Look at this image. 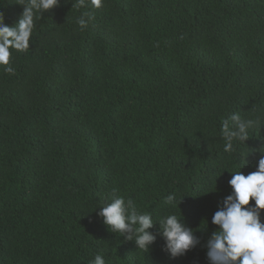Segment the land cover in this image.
I'll list each match as a JSON object with an SVG mask.
<instances>
[{
  "label": "trees",
  "instance_id": "obj_1",
  "mask_svg": "<svg viewBox=\"0 0 264 264\" xmlns=\"http://www.w3.org/2000/svg\"><path fill=\"white\" fill-rule=\"evenodd\" d=\"M24 3L0 0L7 26ZM29 43L0 65V264H208L231 172L264 151V0H60ZM234 113L259 124L229 153ZM113 191L200 245L172 260L158 222L148 251L110 232Z\"/></svg>",
  "mask_w": 264,
  "mask_h": 264
},
{
  "label": "clouds",
  "instance_id": "obj_2",
  "mask_svg": "<svg viewBox=\"0 0 264 264\" xmlns=\"http://www.w3.org/2000/svg\"><path fill=\"white\" fill-rule=\"evenodd\" d=\"M59 2L26 0L22 4V17L15 26H7L0 13V65L4 66L5 72L14 73L10 50L29 48L34 17L38 19L44 12L57 7ZM80 2L83 4L84 0ZM90 4L100 8L102 0H90ZM78 23L83 27L86 22L80 19ZM230 119L234 128H229L227 122L224 124L227 139L224 150L229 153L233 151V141L246 143L249 130L259 124V121L245 120L235 113ZM261 153L255 172L248 175L242 171L231 172L233 175L228 184L232 192L224 198L223 206L211 218V224L217 229L206 244L208 264H264V151ZM183 200L177 199L175 194L165 198L171 208L180 206ZM253 200L254 204L250 203ZM95 211L110 232L134 241L141 250L148 251L157 241V233L151 231L157 222L159 238L164 241L162 251L172 260L187 256L200 245L197 235L183 222L184 215L181 217L173 212L154 221L150 213L138 211L132 199L126 200L115 191L109 202ZM90 264H106V261L102 254L97 253Z\"/></svg>",
  "mask_w": 264,
  "mask_h": 264
}]
</instances>
